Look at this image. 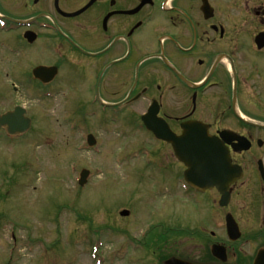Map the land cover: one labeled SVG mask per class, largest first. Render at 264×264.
Segmentation results:
<instances>
[{"label": "flooded vegetation", "instance_id": "obj_1", "mask_svg": "<svg viewBox=\"0 0 264 264\" xmlns=\"http://www.w3.org/2000/svg\"><path fill=\"white\" fill-rule=\"evenodd\" d=\"M37 67L57 75L44 85ZM7 86L17 97L87 98L124 131L145 132L149 110L176 138L193 124L190 135L227 155L236 175L182 191L185 166L146 132L160 206L186 196L199 213L187 221L161 209L143 244L156 242L161 264H264V0H0V98Z\"/></svg>", "mask_w": 264, "mask_h": 264}, {"label": "rangeland", "instance_id": "obj_2", "mask_svg": "<svg viewBox=\"0 0 264 264\" xmlns=\"http://www.w3.org/2000/svg\"><path fill=\"white\" fill-rule=\"evenodd\" d=\"M7 88L0 113L22 103L36 126L16 142H2L0 135V264L13 254L18 264H151L131 239L141 237L161 209L165 217L174 210V219L198 216L187 197L160 206L157 147L146 134L122 133L123 125L109 116L90 118L87 98L32 100ZM71 118L80 126L68 124ZM86 134L95 136L100 151L79 143ZM82 168L90 178L80 188ZM123 209L131 211L128 218L119 217ZM93 249H99L96 259Z\"/></svg>", "mask_w": 264, "mask_h": 264}, {"label": "water", "instance_id": "obj_3", "mask_svg": "<svg viewBox=\"0 0 264 264\" xmlns=\"http://www.w3.org/2000/svg\"><path fill=\"white\" fill-rule=\"evenodd\" d=\"M35 77L39 79L47 80V69H36L33 73ZM144 120V119H143ZM145 125L156 137L164 139L168 143L172 144L176 157L188 167L185 174L186 180L202 184L201 188L205 187H221L229 181L228 176L225 175L228 166L225 162L224 154L221 155L220 149L213 147L209 152L200 150L196 144H193V136L190 135L191 131H194L192 127H185V134L183 137L176 139L173 136L162 133L154 123V114L145 118ZM0 126L6 128L10 135L22 134L29 130L30 121L25 118L22 109L16 108L13 112L7 113L0 118ZM91 143V138H89ZM221 155V156H220ZM89 172L82 171L80 174L79 185L83 186L88 177ZM121 216H127L128 212H122ZM164 264H185L177 260H168Z\"/></svg>", "mask_w": 264, "mask_h": 264}]
</instances>
